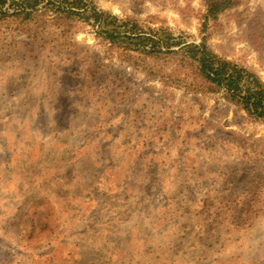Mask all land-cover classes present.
Returning a JSON list of instances; mask_svg holds the SVG:
<instances>
[{
  "label": "rangeland",
  "instance_id": "rangeland-1",
  "mask_svg": "<svg viewBox=\"0 0 264 264\" xmlns=\"http://www.w3.org/2000/svg\"><path fill=\"white\" fill-rule=\"evenodd\" d=\"M92 1L264 83V0ZM70 23L0 18V264H264L262 120Z\"/></svg>",
  "mask_w": 264,
  "mask_h": 264
},
{
  "label": "trees",
  "instance_id": "trees-1",
  "mask_svg": "<svg viewBox=\"0 0 264 264\" xmlns=\"http://www.w3.org/2000/svg\"><path fill=\"white\" fill-rule=\"evenodd\" d=\"M235 0H208V14L215 17L233 6ZM40 12L71 31L76 18L93 21L96 32L112 45L137 51L147 57L171 61L175 77L183 87L199 93H218L241 106L264 123V83L251 71L214 53L202 40L199 43L175 40L170 33H143L100 10L92 0H0V18L28 24ZM177 47V48H174ZM178 83V82H177Z\"/></svg>",
  "mask_w": 264,
  "mask_h": 264
}]
</instances>
